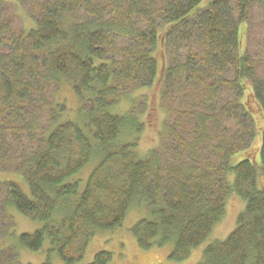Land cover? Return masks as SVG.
Listing matches in <instances>:
<instances>
[{
    "label": "trees",
    "instance_id": "16d2710c",
    "mask_svg": "<svg viewBox=\"0 0 264 264\" xmlns=\"http://www.w3.org/2000/svg\"><path fill=\"white\" fill-rule=\"evenodd\" d=\"M17 1L34 22L14 31L0 17V173L27 188L0 181L2 206L41 224L20 246L40 252L48 242L62 264H76L97 231L118 229L140 202L148 216L131 229L138 248L172 245L168 258L182 262L234 196L244 203L235 227L196 264H264V79L240 31L253 7L264 31V0ZM10 4L0 0V12ZM69 76L77 120L36 141L32 121L46 111L52 120L47 90ZM155 83L166 123L157 147L140 153L143 121L112 110ZM16 260L13 248L0 250V264Z\"/></svg>",
    "mask_w": 264,
    "mask_h": 264
},
{
    "label": "rangeland",
    "instance_id": "374dc122",
    "mask_svg": "<svg viewBox=\"0 0 264 264\" xmlns=\"http://www.w3.org/2000/svg\"><path fill=\"white\" fill-rule=\"evenodd\" d=\"M0 17L4 22H9L14 31L22 28H31L34 20L31 17L28 6L24 3L19 4L17 0H11V4L3 6ZM247 26L241 25L242 31L241 46L242 50L253 57L259 65L258 76L264 79V31L262 28V17L257 7H253ZM160 66L163 62L159 61ZM73 76L61 77L56 86H51L45 96L46 106L49 107L50 120L45 116L37 115L32 121L31 129L35 130L32 135L36 141L47 134L49 129H53L57 124L66 120H77V112L82 105L81 100L73 92ZM61 103L65 107V112L59 114L55 104ZM255 111L254 108H252ZM114 112L124 115L133 111L143 121L145 130L137 135V149L140 153L148 149L157 147L159 142V131L166 123L165 108L160 102L159 84L155 83L151 87L134 91V94L124 95L123 98L113 107ZM168 123V121H167ZM256 163H259V156L256 157ZM90 173V166L83 169L81 178H85ZM86 179V178H85ZM10 180L20 188H27L19 174L0 173V181ZM259 183L264 186V177L259 179ZM24 186V187H22ZM5 196V189L0 187V250L13 248L17 253L18 264H44L46 255L50 256L51 264H62L57 254L49 252L48 242L43 246L40 252H30L19 244V235L21 233L32 234V232L41 228V224L30 221L28 218L19 215L13 207L2 206ZM244 203L240 198L230 196L226 202V212L223 220L212 229V232L206 238V241L198 248L191 250L188 257L182 262H173L169 257L172 245H166L163 248H152L151 250H140L136 245L132 226L140 220L147 217L145 205H134L128 210V214L122 225L115 230L97 231L87 244V250L83 259L76 264H90L94 255L98 252L110 253L113 257L109 264H196L202 258V251L208 244L224 240L235 227L237 215L243 211ZM11 217V222L9 221ZM9 221V222H8Z\"/></svg>",
    "mask_w": 264,
    "mask_h": 264
}]
</instances>
